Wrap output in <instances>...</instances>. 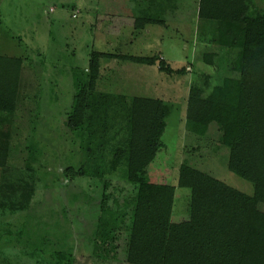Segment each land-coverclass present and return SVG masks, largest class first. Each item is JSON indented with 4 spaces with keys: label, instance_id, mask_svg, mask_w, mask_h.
Segmentation results:
<instances>
[{
    "label": "rangeland",
    "instance_id": "374dc122",
    "mask_svg": "<svg viewBox=\"0 0 264 264\" xmlns=\"http://www.w3.org/2000/svg\"><path fill=\"white\" fill-rule=\"evenodd\" d=\"M223 2L0 0V51L11 50L9 53L20 56L36 45L42 52L36 61L29 53L28 72L35 74L36 82L21 87L19 109L0 124V158L7 163L0 167V264H127L123 262V238L116 257L103 260L95 255L93 234L105 190L117 197L128 187L126 158L116 161L112 147L127 148L123 141H127L128 127L114 124L110 128L120 135L107 147L106 189L101 178H72L65 173L68 167H79L84 156L65 126L74 92L72 71L76 68L85 78L92 51L155 59L157 73L147 64L109 58L117 63L106 65L101 73L99 68L95 89L115 96L158 97L165 104L162 146L147 168L146 180L176 186L172 228L189 224V191L177 187L182 164L252 193L249 182L227 169L228 149L218 141L217 127L212 124L207 136L200 137L186 118L191 86H200L208 94L224 77L237 75L232 69L242 47L244 26L199 16L220 11ZM248 4L254 15L264 9V0H248ZM51 6L55 11L48 14ZM138 18L156 19L161 24L136 28ZM12 35L21 36L22 42L14 39L12 44ZM160 62L173 72L161 71ZM32 63L37 67L31 68ZM112 80L124 86H108ZM120 113L124 115L127 109L122 107ZM33 140L39 152L29 149ZM11 201L17 205L14 212L7 209ZM263 215L264 205L260 204L253 232ZM253 232L243 263L249 258ZM58 252L71 258L59 259Z\"/></svg>",
    "mask_w": 264,
    "mask_h": 264
},
{
    "label": "trees",
    "instance_id": "16d2710c",
    "mask_svg": "<svg viewBox=\"0 0 264 264\" xmlns=\"http://www.w3.org/2000/svg\"><path fill=\"white\" fill-rule=\"evenodd\" d=\"M199 16L243 25V41L232 69L236 76L224 77L208 94L200 86L189 88L186 118L200 137L207 136L212 124L217 127L218 141L228 149L227 169L249 182L252 193L182 164L177 187L189 191V224L172 228L176 186L146 180L147 168L162 146L165 104L159 98L115 96L95 89L100 58L147 65L155 64V59L92 51L86 77L76 68L72 71L74 92L65 126L84 156L79 167L66 168V175L101 178L106 189L107 147L120 135L110 128L117 124L129 129L127 141H123L127 148L112 146L116 161L126 158L128 187L117 197L106 189L99 201L93 244L100 259H114L123 238V262L127 264H264V215L253 232L257 208L264 205V9L254 15L248 0H224L220 11ZM135 22L136 28L161 24L152 18H138ZM22 63L20 57L0 55V124L19 109ZM159 69L173 72L163 62ZM122 107L127 109L124 115L120 113ZM3 147L8 149L7 145ZM29 147L39 152L36 140ZM6 164V159L0 158V167ZM16 208L11 201L7 209L14 212ZM252 232L249 258L243 263ZM21 233H17L18 237ZM56 256L71 258L62 252Z\"/></svg>",
    "mask_w": 264,
    "mask_h": 264
},
{
    "label": "crops",
    "instance_id": "0c3cea01",
    "mask_svg": "<svg viewBox=\"0 0 264 264\" xmlns=\"http://www.w3.org/2000/svg\"><path fill=\"white\" fill-rule=\"evenodd\" d=\"M61 7H63V5H61ZM53 10L55 11V8L51 6L49 8L48 14H49V12H52ZM56 17L59 18L58 16H56ZM10 39H11L12 44L15 43L14 42V39H16L17 41H20V43L22 42L21 36H18V35H12V36H10ZM32 41L35 42V39H32ZM28 49H29V53H32V56L31 57H32V59L34 61L37 60V56H36L37 54L38 55L39 54L42 55V52L40 51V49L38 47H36V45L33 46V47H30V48H27V51H28ZM9 52H11V50H9V51L2 50V51H0V55L8 56V57H20V58H22L23 59V63H22V69H21V74H20V76H21V82H20L21 84H20V86H31V83L36 82V81H35V74L32 71L28 72V65H29V62L30 61L26 63V60H32L30 58L29 53H27L25 55L16 56V55H14L12 53H9ZM123 61H125V60H123ZM114 62L116 64L117 63V60L116 59H109V58H102V59H100L99 60L100 73H101L102 69L106 65H110L111 63H114ZM135 64H137V65H144V64H138V63H135ZM34 67H37V65L35 63H32L31 64V68L34 69ZM148 67L151 69V72L153 71V72L157 73V70L155 69L156 68L155 65H148ZM26 76H27V78L24 81V77H26ZM142 79H145V77L142 78ZM133 82H137V81H133ZM108 86H124V84H123V82H122V84H119L118 82H115L114 80H112L110 83H108ZM131 86H135V85H131ZM143 97H145V96H143ZM151 98H158V97H151Z\"/></svg>",
    "mask_w": 264,
    "mask_h": 264
}]
</instances>
